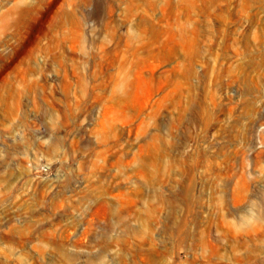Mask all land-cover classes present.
<instances>
[{"label":"rangeland","instance_id":"374dc122","mask_svg":"<svg viewBox=\"0 0 264 264\" xmlns=\"http://www.w3.org/2000/svg\"><path fill=\"white\" fill-rule=\"evenodd\" d=\"M0 264H264V0H0Z\"/></svg>","mask_w":264,"mask_h":264}]
</instances>
